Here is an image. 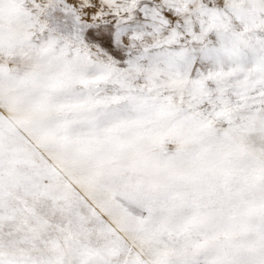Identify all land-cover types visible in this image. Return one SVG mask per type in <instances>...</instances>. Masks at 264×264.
Here are the masks:
<instances>
[{
    "label": "snow or ice",
    "instance_id": "snow-or-ice-1",
    "mask_svg": "<svg viewBox=\"0 0 264 264\" xmlns=\"http://www.w3.org/2000/svg\"><path fill=\"white\" fill-rule=\"evenodd\" d=\"M0 264H264V0H0Z\"/></svg>",
    "mask_w": 264,
    "mask_h": 264
}]
</instances>
